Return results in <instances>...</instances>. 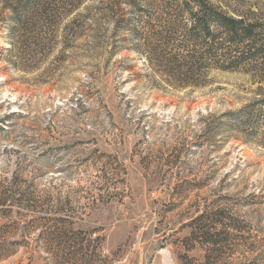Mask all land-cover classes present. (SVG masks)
<instances>
[{
	"label": "rangeland",
	"instance_id": "obj_1",
	"mask_svg": "<svg viewBox=\"0 0 264 264\" xmlns=\"http://www.w3.org/2000/svg\"><path fill=\"white\" fill-rule=\"evenodd\" d=\"M17 1L0 0V264H264V123L234 114L264 82L182 76L163 0L20 23Z\"/></svg>",
	"mask_w": 264,
	"mask_h": 264
},
{
	"label": "trees",
	"instance_id": "obj_2",
	"mask_svg": "<svg viewBox=\"0 0 264 264\" xmlns=\"http://www.w3.org/2000/svg\"><path fill=\"white\" fill-rule=\"evenodd\" d=\"M81 1L18 0L12 9L13 19L20 23L21 17L37 12L38 16L47 18L52 13L53 4L70 6L69 11H72L78 8ZM250 2L248 5L245 0H163L162 10L169 19L161 26L173 34V37L166 38V42H174L175 35L180 34L181 39L176 40L178 48L179 44L184 48L189 46L188 55L178 53L169 56V61L175 63L179 71L185 66L182 76L203 78L207 72L215 69L231 71L244 68L251 71L253 81L264 82V2ZM155 32V37H158L159 31ZM258 95L264 97V92ZM234 114L238 127L243 125L246 130L243 131L249 136L258 135L254 125L258 123L257 116L260 114L264 123V98L251 102ZM260 135L263 141L261 145L264 146V132ZM0 198V205H4L7 198ZM202 233L205 241H216L209 232ZM205 257L207 260L208 257ZM211 259L216 260L214 250Z\"/></svg>",
	"mask_w": 264,
	"mask_h": 264
}]
</instances>
